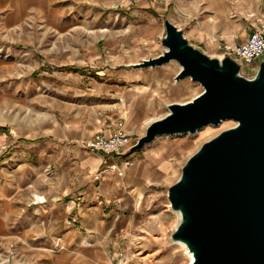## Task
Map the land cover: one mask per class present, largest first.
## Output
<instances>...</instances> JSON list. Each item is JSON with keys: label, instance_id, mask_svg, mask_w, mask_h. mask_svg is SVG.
Segmentation results:
<instances>
[{"label": "crops", "instance_id": "1", "mask_svg": "<svg viewBox=\"0 0 264 264\" xmlns=\"http://www.w3.org/2000/svg\"><path fill=\"white\" fill-rule=\"evenodd\" d=\"M115 1L0 0V264H134L140 252L147 264H166L154 260L168 245L154 183L170 155L157 154V141L125 155L93 153L79 143L111 134L119 121L140 136L126 126L121 94L133 88L128 109L135 125L146 112L134 104L151 98L141 86L159 72L124 66L116 77L103 67L94 71L97 79L73 51L53 58L61 61L53 70L40 68L48 63L36 51L61 34L77 45L76 31L91 28L93 2ZM141 1L189 41L236 44L250 32L228 21L227 0H136L137 10ZM36 75L49 80L52 96L43 95Z\"/></svg>", "mask_w": 264, "mask_h": 264}, {"label": "water", "instance_id": "2", "mask_svg": "<svg viewBox=\"0 0 264 264\" xmlns=\"http://www.w3.org/2000/svg\"><path fill=\"white\" fill-rule=\"evenodd\" d=\"M165 49L142 65L170 60L203 89L186 101H172L150 120L128 152L158 136L194 133L232 118L235 124L205 140L167 188L179 220L169 232L191 252L189 264H264V58L251 75L233 56H211L192 44L167 17Z\"/></svg>", "mask_w": 264, "mask_h": 264}, {"label": "rangeland", "instance_id": "3", "mask_svg": "<svg viewBox=\"0 0 264 264\" xmlns=\"http://www.w3.org/2000/svg\"><path fill=\"white\" fill-rule=\"evenodd\" d=\"M239 1L240 0H227L228 21L234 26H237L239 32L248 33V31H251L260 20H264V0H246V2L242 3H239ZM93 4L89 15L91 28L84 31H76L78 36L82 38L85 37L86 41L83 43V41H81L82 39H79L77 36L75 42H79L77 45L73 46V48L70 46V41L63 39L62 34L59 36L58 40H51L49 37L43 42V47L39 44L37 45V47L39 46L38 49H36V51H38L37 55H42L45 58V62L48 63L46 67L40 68H45L47 70L59 68L61 66L59 64L61 61H53L52 59L59 56H61V58L65 57L67 52L73 51L74 55L83 58L84 66L89 68L90 75L97 79L99 77L96 76L94 71L103 67L109 68L107 71L108 75H114L116 77L119 76L117 74V69L124 66L129 68H153L158 71L159 73L154 81L149 80L150 84L146 85V87H144V85L141 86V89L148 90L151 98H145V104H142L143 100L141 104L136 103L133 106V109H136V111L137 109H141L142 112H146L141 118L139 117V122H137V125L131 130L135 135H141L150 119L162 115L167 111V104L169 102L186 101L198 94L203 89V86L198 81L192 80L189 76L176 80L175 75L178 72L176 68L179 64L174 60L154 66L142 65L141 62L144 59L155 57L165 49V46L161 42L165 33L163 17L158 14L157 11L151 10L143 1L140 2V8L137 10L136 0H116L113 4L108 6H95L97 3L94 2ZM84 32H86L85 36L82 34ZM73 35L75 36L76 34ZM190 41L209 55L221 57L223 51L222 45H218V48H213L205 41L196 40L192 36H190ZM58 46V50H60L57 53L51 51ZM33 47L34 46H31V48ZM45 50L49 51L46 53ZM43 51L45 53H43ZM122 57L132 58V60L124 62L121 61ZM47 58H51V60L46 61ZM74 64L75 62L72 61L65 65L68 67ZM40 68L36 71L37 74ZM241 70L246 75H251L254 71L246 66L243 68L241 67ZM161 80L165 81L166 84L168 83V85L170 83L176 86L182 85V91L175 95L162 92L158 84ZM37 83L39 87L42 88L44 96L53 95L51 94V84L46 77H39ZM155 99L159 100L161 108L156 113H153L151 102ZM122 119L124 120V117ZM235 123L236 121L234 119L227 118L221 120L218 124H206L194 133L184 132L176 134L180 135L178 138H182L184 142H186V146L176 145L173 147L170 151V160L169 163H167L165 171L162 172V175L154 183V192L157 198L156 209L157 211L161 210L164 212L162 216L166 226V237L168 241V245L164 247L165 251L156 253L154 259L156 262H158L159 259H163L166 264H189L188 255L185 250L179 244L169 239V232L177 224L179 216L169 207L167 188L180 174L181 166L186 158L193 153L202 142ZM174 135L175 134L164 135L163 138H155L145 143L143 146L153 144L156 141L175 142L178 138L174 137ZM135 257L134 264L148 263L144 261L146 257L142 252H140L139 255H135Z\"/></svg>", "mask_w": 264, "mask_h": 264}, {"label": "built area", "instance_id": "4", "mask_svg": "<svg viewBox=\"0 0 264 264\" xmlns=\"http://www.w3.org/2000/svg\"><path fill=\"white\" fill-rule=\"evenodd\" d=\"M221 56L229 54L240 62L241 67H248L254 70L260 59L264 58V20H260L249 32L248 36L236 44L224 43ZM118 127L109 135L97 133L90 138L79 141L81 146L93 153L128 154V149L137 138L122 127V121ZM129 163L128 158L125 159Z\"/></svg>", "mask_w": 264, "mask_h": 264}, {"label": "bare ground", "instance_id": "5", "mask_svg": "<svg viewBox=\"0 0 264 264\" xmlns=\"http://www.w3.org/2000/svg\"><path fill=\"white\" fill-rule=\"evenodd\" d=\"M242 2H246V0H240L239 3ZM238 3V4H239ZM209 45L213 48H218V44L216 41L214 40H209ZM179 70V66L176 68V71ZM142 77L146 78V79H151V76H144L142 75ZM159 86L161 87L162 92L166 93V94H171V95H175L178 92L182 91L183 86L182 85H174L173 83H170L168 85V83L166 84L165 81L161 80L160 82H158ZM122 104L125 108V113L127 114V125L129 130H132L137 124L132 125L133 121H135L134 118H132L131 116H129L130 114V110L128 109L129 107V100H132L134 97V92H133V88H128L125 89L122 94ZM161 108V103L159 102L158 99H155L153 101V113H156L157 111H159ZM132 125V126H131ZM178 136L180 135H174V137L178 138ZM163 136H158L157 138H163ZM186 142H184V140L182 138H178V140H176L175 142L172 141H161L160 145L158 147V153L157 154H161L164 157H168L170 155V151L173 149V147H175L176 145L179 146H186L185 144ZM136 165V164H135ZM127 165L125 164L124 167H126ZM134 166V165H133ZM135 168V166H134ZM122 171V170H121ZM120 171V173H121ZM132 171H134L133 169H130L129 172L127 173V175L132 174ZM177 216H179V213L177 211H175ZM175 243L179 244L187 253L188 255V263H190L193 259V256L191 254V252L188 251L187 247L185 246V244L181 241H175Z\"/></svg>", "mask_w": 264, "mask_h": 264}]
</instances>
